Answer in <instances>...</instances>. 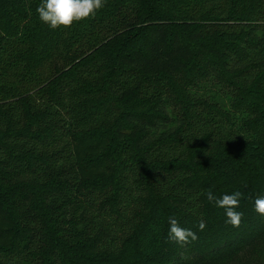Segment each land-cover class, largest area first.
<instances>
[{
	"label": "trees",
	"instance_id": "16d2710c",
	"mask_svg": "<svg viewBox=\"0 0 264 264\" xmlns=\"http://www.w3.org/2000/svg\"><path fill=\"white\" fill-rule=\"evenodd\" d=\"M41 3L0 0V264H264V0Z\"/></svg>",
	"mask_w": 264,
	"mask_h": 264
},
{
	"label": "clouds",
	"instance_id": "9594fccd",
	"mask_svg": "<svg viewBox=\"0 0 264 264\" xmlns=\"http://www.w3.org/2000/svg\"><path fill=\"white\" fill-rule=\"evenodd\" d=\"M106 0H42L37 7L40 21L47 24L52 29L60 27L70 28L74 23L84 19L94 17L98 10L105 6ZM206 155H208L206 153ZM206 197L209 202H214L215 206L224 210L226 222L233 227H239L243 213L236 211L239 207L243 193L235 191L232 194H225L221 198H216L211 189L206 190ZM255 211L264 216V196L255 199ZM170 225L168 239L180 245H186L198 239V236L191 229L183 228L178 220L172 216L168 217ZM199 230L203 231L206 223L199 222Z\"/></svg>",
	"mask_w": 264,
	"mask_h": 264
},
{
	"label": "rangeland",
	"instance_id": "374dc122",
	"mask_svg": "<svg viewBox=\"0 0 264 264\" xmlns=\"http://www.w3.org/2000/svg\"><path fill=\"white\" fill-rule=\"evenodd\" d=\"M243 260H247V258H245V257H244V258H242V259H241V262H243Z\"/></svg>",
	"mask_w": 264,
	"mask_h": 264
}]
</instances>
